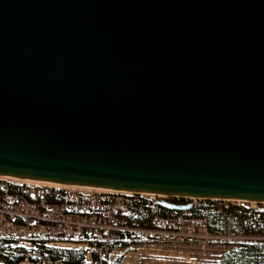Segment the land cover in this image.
<instances>
[{"label": "water", "instance_id": "95a60500", "mask_svg": "<svg viewBox=\"0 0 264 264\" xmlns=\"http://www.w3.org/2000/svg\"><path fill=\"white\" fill-rule=\"evenodd\" d=\"M0 175L264 207V0H0Z\"/></svg>", "mask_w": 264, "mask_h": 264}, {"label": "built area", "instance_id": "2783aa9c", "mask_svg": "<svg viewBox=\"0 0 264 264\" xmlns=\"http://www.w3.org/2000/svg\"><path fill=\"white\" fill-rule=\"evenodd\" d=\"M157 197L0 175V253L18 257L17 264H68L53 252L69 248L62 243L76 242L91 247L94 264H123L126 251L179 234L169 229L174 210ZM191 199L193 206L200 200ZM207 212L201 206L195 218L204 227Z\"/></svg>", "mask_w": 264, "mask_h": 264}, {"label": "rangeland", "instance_id": "374dc122", "mask_svg": "<svg viewBox=\"0 0 264 264\" xmlns=\"http://www.w3.org/2000/svg\"><path fill=\"white\" fill-rule=\"evenodd\" d=\"M170 198L169 196H165ZM193 201L191 198H186ZM195 201H204L202 198ZM220 206L227 202L212 200ZM228 202H232L228 200ZM251 209L257 208L259 203L248 202ZM263 205V204H262ZM183 210L173 213L170 221V230L179 233L171 236L166 243H151L139 249L126 251L122 255L123 264H216L221 252L233 246L232 240L243 237L232 233L230 223L219 217L212 223V215L207 214L205 227L195 220L192 214H185ZM62 247L83 248V263L94 264L91 247L88 244L80 245L76 242L62 243ZM20 264H31L21 262Z\"/></svg>", "mask_w": 264, "mask_h": 264}, {"label": "trees", "instance_id": "16d2710c", "mask_svg": "<svg viewBox=\"0 0 264 264\" xmlns=\"http://www.w3.org/2000/svg\"><path fill=\"white\" fill-rule=\"evenodd\" d=\"M174 202H187L186 198L172 197ZM183 211L196 218L200 216V207L207 206L212 223L219 217L230 223L229 229L243 238L232 240L233 246L219 254L216 264H264V207L251 209L248 202L232 201L218 206L212 200L203 199ZM179 212L178 209H168L169 212ZM188 211V212H187ZM185 213V214H186ZM207 216V215H206ZM207 218V217H206ZM207 223V221H206ZM55 256L63 257L68 264H84L83 252L75 248H62L53 252ZM18 257H9L0 253V264H17Z\"/></svg>", "mask_w": 264, "mask_h": 264}, {"label": "flooded vegetation", "instance_id": "af4514ba", "mask_svg": "<svg viewBox=\"0 0 264 264\" xmlns=\"http://www.w3.org/2000/svg\"><path fill=\"white\" fill-rule=\"evenodd\" d=\"M172 198V197H170ZM170 198H166V200L170 201V202H173V203H179V202H174L173 200H171Z\"/></svg>", "mask_w": 264, "mask_h": 264}]
</instances>
